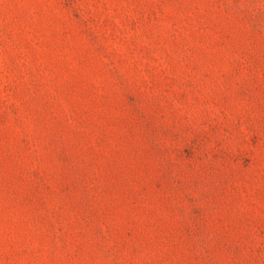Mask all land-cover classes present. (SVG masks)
Instances as JSON below:
<instances>
[{
  "label": "rangeland",
  "instance_id": "obj_1",
  "mask_svg": "<svg viewBox=\"0 0 264 264\" xmlns=\"http://www.w3.org/2000/svg\"><path fill=\"white\" fill-rule=\"evenodd\" d=\"M0 264H264V0H0Z\"/></svg>",
  "mask_w": 264,
  "mask_h": 264
}]
</instances>
